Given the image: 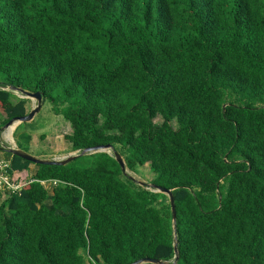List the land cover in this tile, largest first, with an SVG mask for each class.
I'll use <instances>...</instances> for the list:
<instances>
[{
    "label": "trees",
    "instance_id": "1",
    "mask_svg": "<svg viewBox=\"0 0 264 264\" xmlns=\"http://www.w3.org/2000/svg\"><path fill=\"white\" fill-rule=\"evenodd\" d=\"M9 86L42 93L73 152L149 166L176 264H264V0H0V127L28 113ZM5 154L21 189L0 203V264L173 260L167 197L113 156L27 183L33 164Z\"/></svg>",
    "mask_w": 264,
    "mask_h": 264
},
{
    "label": "rangeland",
    "instance_id": "2",
    "mask_svg": "<svg viewBox=\"0 0 264 264\" xmlns=\"http://www.w3.org/2000/svg\"><path fill=\"white\" fill-rule=\"evenodd\" d=\"M13 95L15 98L21 99L19 95L14 93ZM35 105V100H28L26 105L28 112ZM153 122L159 124L161 118L156 117ZM20 125V127L18 126L19 128L17 127L18 130L17 128L12 130V134H10L9 138L7 136L8 129L6 131L0 130V146L2 148L7 149L11 146L15 147L16 142H19V145H21L23 149H27L29 154L49 160H61L73 154L71 145L66 139V136L72 133L70 125L60 115L54 114L52 105L46 100L42 102L40 111L34 116L31 122ZM2 127H0V129ZM17 135H19V137H17ZM25 136H30L29 143H27ZM2 153L3 152L0 151V159L2 158L1 156L5 155ZM3 162L7 164L8 161ZM75 165L80 168H85L90 165V161L86 158L78 159L75 161ZM29 168L27 179L32 176V172L35 173L34 171H36L35 165H30ZM126 172L137 181L150 183L153 179V175L147 164L138 168L135 173L128 170ZM2 201L3 198L0 199V203Z\"/></svg>",
    "mask_w": 264,
    "mask_h": 264
},
{
    "label": "water",
    "instance_id": "3",
    "mask_svg": "<svg viewBox=\"0 0 264 264\" xmlns=\"http://www.w3.org/2000/svg\"><path fill=\"white\" fill-rule=\"evenodd\" d=\"M4 90L17 94L20 96L21 99L26 100H35L36 105L27 113V115L23 117H17L9 120L3 127L2 130L6 131L9 129L12 125L15 124L14 129L19 126L20 124L29 123L33 120L34 116L40 111L42 102L44 101V98L42 97L41 92H29L21 88H17L14 86H9L7 88H4ZM6 152L10 154L11 156H17L25 161L30 162L34 165H54V166H65L69 164L71 161L75 160L78 157L82 156H89L92 154L97 153H106L108 155L113 156L115 162L119 165L122 173L126 175L131 181L135 182L138 186L141 188H144L146 190H149L154 193H160L167 197L168 203L170 205V210L172 214V230H173V250H174V258L171 262H162L160 260L155 259H149V258H143L140 260H137L131 264H176L178 260V252H177V241H176V218H175V209H174V202H173V196L171 190H166L160 187H157L153 184L137 181L133 177L129 176L127 174L126 166L124 163L123 158L113 149V147L109 144L107 145H100V146H94L85 148L81 151H75L73 154L69 155L67 158L61 159V160H55V159H41L38 157H35L27 152H24L23 150L19 149L14 146H11L6 149Z\"/></svg>",
    "mask_w": 264,
    "mask_h": 264
},
{
    "label": "built area",
    "instance_id": "4",
    "mask_svg": "<svg viewBox=\"0 0 264 264\" xmlns=\"http://www.w3.org/2000/svg\"><path fill=\"white\" fill-rule=\"evenodd\" d=\"M7 167H8V164H6L4 162H0V169L3 170ZM31 181H32L31 179H28L27 183L31 182ZM40 184L42 185V187L46 191L51 193L53 187L57 183L51 182V181H46V182H40ZM20 189H21V186L12 184L11 179L7 175L0 173V196H1L0 199L3 198V200H4L7 197V194L11 193L12 191L20 190Z\"/></svg>",
    "mask_w": 264,
    "mask_h": 264
},
{
    "label": "clouds",
    "instance_id": "5",
    "mask_svg": "<svg viewBox=\"0 0 264 264\" xmlns=\"http://www.w3.org/2000/svg\"><path fill=\"white\" fill-rule=\"evenodd\" d=\"M17 127H18V126H17ZM17 127H16V128H17ZM16 128H15V129H16ZM0 130H2V128H1ZM16 147H17V146H16ZM17 148H18V147H17ZM3 150L6 151L5 148H3ZM1 152H2V151H1ZM74 152H75V151H74ZM3 153L5 154V153H7V152H3ZM27 153H28V152H27ZM6 155H7V154H6ZM3 161H5V160H4L3 158H1V159H0V162H3ZM9 161H10V160H9ZM9 161L7 162L8 166H9ZM33 165H34V164H33ZM33 176H34V175L28 177V179H31V180H32V179H33ZM41 186H42V185H41ZM46 192H47L48 195H51V196L53 195V189H52V192H51V193H49L48 191H46ZM0 198H1V196H0Z\"/></svg>",
    "mask_w": 264,
    "mask_h": 264
},
{
    "label": "bare ground",
    "instance_id": "6",
    "mask_svg": "<svg viewBox=\"0 0 264 264\" xmlns=\"http://www.w3.org/2000/svg\"><path fill=\"white\" fill-rule=\"evenodd\" d=\"M14 127H15V124L12 125V126L7 130V136H8V138L10 137V134H12V130L14 129ZM11 137H12V135H11Z\"/></svg>",
    "mask_w": 264,
    "mask_h": 264
},
{
    "label": "crops",
    "instance_id": "7",
    "mask_svg": "<svg viewBox=\"0 0 264 264\" xmlns=\"http://www.w3.org/2000/svg\"><path fill=\"white\" fill-rule=\"evenodd\" d=\"M3 154V153H2ZM37 156H39V155H37ZM2 158H4V160L5 161H9L10 160V157L8 156V155H3V156H1ZM39 158V157H38ZM30 169V168H29ZM35 172V171H34ZM31 175H34V173L32 172V174Z\"/></svg>",
    "mask_w": 264,
    "mask_h": 264
}]
</instances>
